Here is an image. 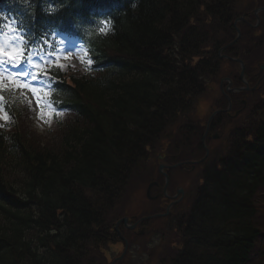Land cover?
<instances>
[{
	"label": "trees",
	"instance_id": "1",
	"mask_svg": "<svg viewBox=\"0 0 264 264\" xmlns=\"http://www.w3.org/2000/svg\"><path fill=\"white\" fill-rule=\"evenodd\" d=\"M54 1L59 5L57 0ZM205 1L207 3L202 0H126L109 18L114 38L108 42H111L110 45L121 43L120 49L131 57L134 65H129L127 71L117 74L116 78L98 81L100 85L86 78L79 79V82L71 81L72 100L69 95L68 100L63 103L84 118L76 128L66 130L62 136L60 145L63 155L36 154L37 158H33L31 162L35 167L27 172L30 173V180L34 178L33 183L29 180V185L33 186L37 180L36 166H41L43 172L47 170L46 167L51 169L48 178L37 186L45 183L44 190L48 193H44L45 197L61 201L59 208L62 216L67 212L72 214L74 222L67 223L64 231L83 230L87 234L108 216L110 210L115 209L130 178L143 170L141 156L144 148L160 135L167 120L173 119L180 110L188 106V96L196 95L202 87L193 78L194 70L186 67L181 72H176L169 66V61L161 57L168 47L176 46L172 37L179 36L185 20L203 13L207 18L205 25L198 24L194 27L195 32L189 36V40L196 39L195 44L201 47L205 38L208 40L210 37L211 30L215 32L216 19L221 16L218 9L210 6L218 2L223 12L232 3V0ZM133 3H137L136 8L132 7ZM46 18L49 19L48 23L61 21L60 14ZM74 19L78 21V18ZM30 23L37 29H42L33 20ZM219 26L227 34V26L222 22ZM178 41L181 43L179 39ZM120 69L122 68L116 70ZM60 88L65 90L64 85ZM76 94L82 98L79 99ZM259 135L261 141H264V132ZM1 182L0 176V202L4 201L1 198L5 194ZM262 186V180L250 181L248 175L244 174L237 178L236 186H233L235 195L229 194L225 201H221L228 205H219L217 194L207 200L213 207L210 212L215 215L214 220H219L217 224L230 223L232 226L235 222L240 225L248 220L249 215L254 214L251 217L257 219L254 233L247 234L246 225L237 226V231L240 229L243 233L244 246L241 242H231L228 248L207 246L217 253L213 256L198 254L182 264H205V259L208 264L221 263L223 260L225 262L227 259L233 264L237 260L243 264L245 253H248L247 246L253 238H258V221L264 223L257 212L255 199L258 200V196L253 194ZM89 188L94 189L93 194L87 193ZM24 192L28 193L26 188ZM81 209L91 211L85 221L81 218ZM79 219L80 224L77 222ZM216 223L207 216L198 215L193 228L209 242L215 236L211 230H214ZM232 227L236 228L235 225ZM195 243L199 247L204 245L202 241ZM251 251L250 248V253Z\"/></svg>",
	"mask_w": 264,
	"mask_h": 264
},
{
	"label": "rangeland",
	"instance_id": "2",
	"mask_svg": "<svg viewBox=\"0 0 264 264\" xmlns=\"http://www.w3.org/2000/svg\"><path fill=\"white\" fill-rule=\"evenodd\" d=\"M244 4V3H243ZM248 4H246V5H242V6H240V9L242 10V11H240V12H245V11H248ZM237 13H238V11H236ZM263 20H264V17H263ZM254 35H257V33H254ZM261 46L260 45H255V44H253V45H251L250 46V48H251V51H252V54L256 57V59H254V60H256L257 62H259V61H263V55H264V53H262L261 51H260V48ZM13 73H15V72H11V73H9L8 71H5L4 72V77L5 76H8V75H14ZM224 75H226V72H223L222 73V76H224ZM216 82H218L217 80H216ZM5 84L6 85H8L7 87H5V88H2L1 90H4L5 92H0L1 94H0V98H2L3 99V97L2 96H4L5 97V99L6 98H8L9 99V101H11V100H16L14 97V95H13V91L17 88V86L16 85H13V84H10L9 82H5ZM213 88L215 87L217 90H218V84L216 83V85H213L212 86ZM216 93H218V91H216ZM17 94V93H16ZM19 95L20 96H24V94H23V91H19ZM203 98L204 99H206L207 98V96H206V94H204L203 95ZM2 99H0V103H1V100ZM204 99H202V98H200V97H198V98H196V101H195V103H194V109L192 110V112L190 113V115H189V119L188 120H186V121H184V122H192V120L193 121H195V120H199V119H202V120H206L207 119V114L209 113V111L211 110V107L213 106V102H212V106H210L208 103H207V101L206 100H204ZM221 101V103H222V105L224 104V102H223V100H220ZM31 103H29V102H27V104H18L19 105V108H21V107H24L25 105H30ZM33 110H31V111H29V114H30V116H32L33 115V112H32ZM4 111L1 109V106H0V116H3V117H5V115H4V113H3ZM202 112V114L200 115V113ZM23 114H22V116L19 118V123H16V126H20L21 124H23L24 126H23V129H25V130H28L29 129V127L27 126V125H25V122H29V119H28V117L27 116H25V111H23L22 112ZM190 119H192V120H190ZM30 125H32L31 123H30ZM35 127V126H34ZM54 131H51V132H47V133H43V135H42V138H41V140L40 141H42V140H44L45 138H46V140H55V139H57V138H55L54 137ZM221 133H223V131H220L219 133H217V135L218 136H221ZM51 137V138H49V139H47V137ZM53 136V137H52ZM27 137L29 138V136L27 135ZM35 140H37L36 138H35ZM175 143V142H174ZM54 149H55V151H57L58 153H61V146L58 144V142L57 143H55V145H54ZM159 144H158V146L156 147V149H155V152L153 153V155H150V157H152V160L154 161V159H155V157H156V154L158 153V151H159ZM145 167H149V166H145ZM149 178V174L147 173V174H145V176L142 178V181L143 182H145L147 179Z\"/></svg>",
	"mask_w": 264,
	"mask_h": 264
},
{
	"label": "snow or ice",
	"instance_id": "3",
	"mask_svg": "<svg viewBox=\"0 0 264 264\" xmlns=\"http://www.w3.org/2000/svg\"><path fill=\"white\" fill-rule=\"evenodd\" d=\"M2 56H7L9 59H8V61H5V60H3V59H0V89L5 88V87L8 86V85H6V84H4V83L2 82L3 79H7L11 84H15L17 87L28 88V87H29L28 84H23V83L18 84V83H17V78L14 77L13 75H8L7 77H4V72H5V71H8L9 73H11V72L13 71V69H16V68L19 67V66L21 65V63H22L21 60H20V56H19L17 50H16V49H13L11 52H7V53L0 52V57H2ZM6 63L10 64V67L7 68V69H5V64H6ZM57 66H58V67H63L64 65L59 64V63L57 62ZM36 67H37V68H40V65H36ZM41 70H42V69H41ZM22 71H24V74H25V75L28 74V73H27V70H22ZM37 78H38V77H37L36 75H33V76H32V79H33V80H36ZM31 91H32L33 95L36 97L37 104H39V94H38V90H37V88L32 87V88H31ZM0 99H2V98H0ZM40 115H41V116H44V115H45L43 109H41V111H40ZM49 115H50V114H49ZM3 118H4L3 116H0V119H3Z\"/></svg>",
	"mask_w": 264,
	"mask_h": 264
},
{
	"label": "clouds",
	"instance_id": "4",
	"mask_svg": "<svg viewBox=\"0 0 264 264\" xmlns=\"http://www.w3.org/2000/svg\"><path fill=\"white\" fill-rule=\"evenodd\" d=\"M22 3H24L25 6L28 7V8H31V7L33 6V5L30 3V0H22ZM132 7H133V8H136V7H137V3H133V4H132ZM44 11L47 12V13H52V12L55 11V9H54L51 5H49V6H47L46 8H44Z\"/></svg>",
	"mask_w": 264,
	"mask_h": 264
}]
</instances>
